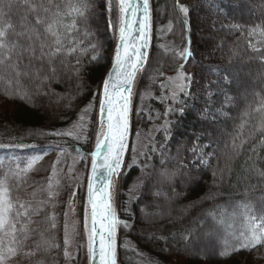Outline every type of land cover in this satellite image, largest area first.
<instances>
[{
	"label": "trees",
	"instance_id": "trees-1",
	"mask_svg": "<svg viewBox=\"0 0 264 264\" xmlns=\"http://www.w3.org/2000/svg\"><path fill=\"white\" fill-rule=\"evenodd\" d=\"M195 1L153 0V42L138 79L133 137L153 125L158 128L138 165L118 180L119 264H173L177 259L183 264H264V247L259 246L229 258H209L239 248L252 228L264 231V83L249 85L253 70L264 71V0L210 1L214 7L206 11L215 23L207 26L210 35L201 41L182 11ZM53 2L67 13L66 5L80 0ZM13 3L11 20L19 23L23 0ZM87 3L88 11L75 17L73 30L65 34L61 28L64 48L51 65L34 62L35 67L18 78L0 68V179L6 178L14 203L17 195L33 207L44 202L39 215L29 210L31 223L20 217L17 239L24 225L30 230L22 245L3 237L6 264H66L62 248L70 218L64 198L68 185L65 181L62 186V181L56 187V154L74 146L90 163L101 91L119 28L117 0H111V12L108 0ZM255 7L260 8L257 14ZM62 23L71 25L73 15L65 14ZM193 48L211 50L215 63L207 64L203 53L186 57L185 50ZM179 71L188 77L197 74L204 93L193 100L186 87L179 101L167 103L161 86ZM244 88H251L252 96L246 98ZM205 90H212V95ZM205 107L209 113L200 116ZM85 112L88 126L85 137L79 138L72 131ZM195 142L209 143L206 152L211 156L200 166L191 160ZM140 170L143 181L132 196L129 184ZM185 183L190 184L182 190ZM166 206L172 210L170 216ZM78 218L83 225L81 212ZM204 242L209 250L200 253L198 246ZM10 245L17 247L14 257L7 254ZM30 252L34 254L27 255ZM74 264H87L86 241Z\"/></svg>",
	"mask_w": 264,
	"mask_h": 264
},
{
	"label": "snow or ice",
	"instance_id": "snow-or-ice-1",
	"mask_svg": "<svg viewBox=\"0 0 264 264\" xmlns=\"http://www.w3.org/2000/svg\"><path fill=\"white\" fill-rule=\"evenodd\" d=\"M19 3V0H15ZM108 11L111 12V0H108ZM140 6V0H119L120 11V45L115 54V72L110 75L103 85V101L100 105L101 117H106V132L103 133L104 139H97L95 152L92 162L93 180L97 176L98 167L104 168L108 175L101 182L100 187L89 185L88 197L91 204L92 226L89 230V250L92 253V260L99 259V264H115L116 230L120 221L116 218L115 210L110 203L109 185L112 182L113 174H118L121 165L129 129V111L131 86L139 67L145 62V53L142 51L147 46L148 28V4L147 0L143 3V23L136 21ZM13 0H0V68L10 71L15 77L27 75L28 71L35 67L34 62L43 64L47 61L50 65L52 61L59 56L64 48L63 35L75 28V17L85 16L90 5L87 0H80L78 4H67V13L60 11V5L53 0H23L25 12L20 18L19 23H13L11 20ZM182 11L187 15L188 8L183 7ZM65 14L73 15L71 25L63 24L62 18ZM111 24V21L109 20ZM138 24L139 34L133 37V25ZM133 40H140L138 46L130 43ZM95 47V46H93ZM131 48V52H130ZM74 49H69V52ZM186 57L191 56L189 50H185ZM95 59V57H93ZM26 62V63H25ZM23 65V68H21ZM40 69H36L38 73ZM55 72V68L50 69ZM183 75L184 79L190 80V77ZM187 87L180 85L181 91ZM125 92L128 93L125 95ZM87 111V108L85 109ZM83 119V117H81ZM104 120L101 119L100 126L103 129ZM264 128V125H262ZM57 135L72 133H56ZM235 147V145H234ZM103 153V156H101ZM97 160H101L98 164ZM29 168L32 167L30 163ZM51 187V186H50ZM19 191V188L16 189ZM51 195V192L49 193ZM35 198V193L30 194ZM43 201L36 203L33 207L31 201H22L20 196L15 197V203L11 191L5 179H0V264H6V255L3 250V237H11V243L22 245L29 239V229L24 225L19 231L21 238L17 239V223H20V217H26L31 223L29 210L33 215H39L43 210ZM23 210V211H21ZM54 226V225H53ZM125 227L128 224L125 222ZM38 234L39 229H32ZM264 247V231H257L252 228L251 235L244 239L239 248H233L231 252L227 249L223 252L210 256L209 258H229L240 250L252 251L256 247ZM41 244L36 243V250L39 251ZM9 257L17 255V247L9 246L7 248ZM34 253H27L33 255ZM178 255H183L182 253ZM173 264H183L179 259Z\"/></svg>",
	"mask_w": 264,
	"mask_h": 264
},
{
	"label": "rangeland",
	"instance_id": "rangeland-1",
	"mask_svg": "<svg viewBox=\"0 0 264 264\" xmlns=\"http://www.w3.org/2000/svg\"><path fill=\"white\" fill-rule=\"evenodd\" d=\"M210 1L212 0H197L191 4H188L187 6L188 13H187V21L185 23H187L190 31H192L193 33L197 34L200 37L199 41H201L202 38L210 35L207 32L206 28L208 25H213L215 23L214 22L215 20L208 19L210 15L206 11L214 7V4L210 3ZM259 10L260 8L257 10V8L255 7L253 12L257 14L259 13L258 12ZM201 53H203L205 57L204 61L206 63H209V64L215 63L213 60L210 59V56L212 54L211 50H205L203 52H201L198 48H193L191 50V54L195 58H199ZM182 74L184 73L179 71V73L177 74L168 76L165 84L161 86L163 90L164 89L166 90V93H163L162 97L169 100L167 103L176 102L182 98L181 95L183 92L180 89L181 84L187 85V91H186L187 97L193 100L198 99V97H200L204 93L202 85L199 82L200 79L197 74L191 72L189 74L190 80H188L187 82L183 78ZM250 74L251 76L249 77L250 78L249 85L250 84L252 86L257 85L258 87L262 86V84L264 83V71L255 69ZM138 83L139 82L137 81L136 90H135V101H136V96H137ZM244 90H245L246 98H249L250 96H252L251 92L253 90H251V88L250 89L244 88ZM205 91H207L206 94H208V96L212 95V90H209V91L205 90ZM263 92H264V89H263ZM202 110L203 112L199 111L201 113L200 116H203V114L209 113V110L207 107H205ZM86 113L87 112L83 113L82 115L83 119L79 120V122L76 124V126L74 127L72 131L73 135L76 137L77 136L79 138L85 137L87 126H88V120H89L85 118L87 117L85 116ZM96 128H97L96 129V133H97L96 139H97V136L99 134L98 111H97ZM157 128L154 127L153 125L152 128L150 127L144 132L138 133L136 137H133V134H132L130 149H129L131 158H130V162L128 161L127 164H125L123 172L129 170V168L132 165H138L140 154L143 153L146 146L153 143L154 138H155V131ZM208 145L209 143L202 145L200 142H195V146L192 148V151H191L192 153H194V156L191 158L192 162H195L198 166H200L201 163L207 162L209 156H211L210 152L209 153L206 152V148ZM56 157L57 158L54 164V168L56 170L57 181H58L56 187L61 186L62 181H63L62 186L63 185L66 186L65 181L67 182L68 186H67V191L65 190L66 193H65L64 198L66 200V206L68 208V214L70 216V218L68 219L69 226L68 225L66 226V238H65V245L62 248V255L65 258L66 264H74V260H75V257H76V254L78 252L80 245L86 241V237L85 238L83 237L81 229L83 225H84L83 228L86 227L85 189H86V182H87L90 163L87 157L84 156L74 146L67 148L66 151L63 153L56 154ZM227 160L229 161V153L226 156V162ZM177 174L178 173H176V175ZM167 179L169 178L167 177ZM142 181H143V174L141 173V170H140V173H138L137 176L132 178L129 184L128 190L130 194H132V196L137 195ZM189 184L190 183H187V184L185 183L184 185L181 186V189L185 190L186 188H188ZM75 192H77V199H76V205L74 207L72 204V198ZM117 193H118V182L116 184V204H117V198H118ZM177 193L178 192H176L175 194ZM164 211L165 213L167 212L169 216L171 215L172 210H170L168 206L165 207ZM80 212L83 215V225H80L78 221L79 220L78 213ZM179 212H181V210ZM174 215L178 216L179 213L177 212ZM198 250L200 253L207 251L209 250V246L207 245V243L204 242V244H201L200 246H198Z\"/></svg>",
	"mask_w": 264,
	"mask_h": 264
},
{
	"label": "water",
	"instance_id": "water-1",
	"mask_svg": "<svg viewBox=\"0 0 264 264\" xmlns=\"http://www.w3.org/2000/svg\"><path fill=\"white\" fill-rule=\"evenodd\" d=\"M143 3L144 0H140V6H139V10L137 13V17H136V21L143 23L145 20V17L143 15L144 9H143ZM147 4H148V17H147V22H148V28L146 29L147 32V46L145 48L142 49V51L145 53V62L142 66L139 67V70L136 72L135 74V78L132 82V86H131V96H130V111H129V129H128V137H127V142H126V147L123 153V156L121 158V165L119 168V172L118 174H113V178H112V182L109 185V193H110V203L112 208L115 210L116 213V209H115V191H116V183L117 180L119 179L120 175L123 172V169L125 167V162L127 159V154L130 148V143H131V138H132V132H133V115H134V103H135V90H136V85H137V81L139 78V75L146 69L148 62H149V58H150V52H151V47H152V42H153V28H154V10H153V0H147ZM118 6H119V0H118ZM120 11H119V26H120ZM139 34V26L138 24H134L133 25V37H136ZM130 43H134L137 46L142 43V41L140 40H133L130 41ZM120 45V35H119V30H118V34H117V39H116V43H115V49L113 52V56H112V60H111V64L108 68V71L106 73V77L105 80H108L110 75H113V79H114V72H115V54L116 51L118 49ZM131 48H130V52H131ZM104 85V84H103ZM128 93L125 92V95H127ZM104 97H103V87H102V92H101V98H100V102H99V107H98V126L99 129H101L100 126V121L101 119L104 120V125H103V129L102 132H100L99 130V134L98 137L100 140L104 139V135L103 133L106 132V125H107V121H106V117H101L100 114V105L101 102L103 101ZM95 152V151H94ZM101 156H103V153H101ZM92 162H93V158L91 160L90 163V167H89V171H88V177H87V182H86V189H85V200H86V234H87V258H88V264H99V259L97 258L95 261L92 260V253L89 250V246H90V242L88 239L89 236V230L91 229L92 226V217H91V204L89 203V197H88V190H89V185L92 184L94 187H100L101 182L105 179V177L108 175L107 171L102 168V167H98L97 169V176L95 178V180H93V175H92ZM97 163L100 164L101 160H97ZM76 199H77V192L74 193L73 198H72V204L75 207L76 205ZM116 247H115V264H117V230H116Z\"/></svg>",
	"mask_w": 264,
	"mask_h": 264
},
{
	"label": "bare ground",
	"instance_id": "bare-ground-1",
	"mask_svg": "<svg viewBox=\"0 0 264 264\" xmlns=\"http://www.w3.org/2000/svg\"><path fill=\"white\" fill-rule=\"evenodd\" d=\"M118 4V3H117ZM118 10H119V6H118ZM214 63V62H213ZM207 64H209V63H207ZM209 65H212V64H209ZM194 73V72H193ZM100 132H102V129H100ZM99 138V137H98ZM126 169V168H125ZM125 172V171H124ZM121 176V175H120ZM120 178V177H119ZM119 180V179H118ZM118 180H117V182H118ZM117 184V183H116Z\"/></svg>",
	"mask_w": 264,
	"mask_h": 264
}]
</instances>
